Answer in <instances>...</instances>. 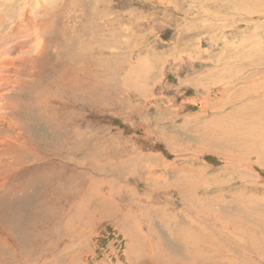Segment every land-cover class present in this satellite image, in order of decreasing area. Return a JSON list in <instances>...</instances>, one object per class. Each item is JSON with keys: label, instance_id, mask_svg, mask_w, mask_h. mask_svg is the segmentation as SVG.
Listing matches in <instances>:
<instances>
[{"label": "rangeland", "instance_id": "374dc122", "mask_svg": "<svg viewBox=\"0 0 264 264\" xmlns=\"http://www.w3.org/2000/svg\"><path fill=\"white\" fill-rule=\"evenodd\" d=\"M40 27L0 264H263L264 0H60Z\"/></svg>", "mask_w": 264, "mask_h": 264}, {"label": "bare ground", "instance_id": "6f19581e", "mask_svg": "<svg viewBox=\"0 0 264 264\" xmlns=\"http://www.w3.org/2000/svg\"><path fill=\"white\" fill-rule=\"evenodd\" d=\"M40 2H42V4H43L42 6H41ZM59 2H60V0H34V2L31 4L30 0H16L15 1V9H13L12 8L13 0H0V189H1L2 185H4L5 182L7 183L8 179H9L7 172L10 171L11 168L9 169V165L13 160L12 159L13 156L11 157L10 155H7V152H8V148H7L8 142L7 141L9 139L16 140L17 134L20 133V131H21L19 128L17 129L16 125H14L15 123L12 124V123H10L11 121H9L7 123V120H6V124H7L6 126L7 127L6 126L4 127L5 118L7 117L6 110H8L9 106L11 105L10 104V105H8V107H6L8 102H10L9 96H10L11 92H14V91H18L19 95H21L20 87L23 84V81L25 80V78H20V75L28 72L26 63L29 61H32L34 59V57H30V55L33 53H37L39 51V41L41 39V34L38 33V29L40 30V28H41L40 25L42 23H44V22L46 23V18L51 13V11H54V9L56 7H58ZM42 7L47 8L48 10L43 9L44 11H39ZM41 46H42V44H41ZM62 53H63V51H62ZM25 55L28 56V58H24ZM58 65L60 66V64H58ZM21 67H23V68H21ZM58 67H56V69L55 68H53V69L58 70ZM62 69H63V67H62ZM24 84L22 85L23 88L25 87ZM26 84H27V82H26ZM30 84H32V83H30ZM27 85L30 86L29 84H27ZM21 91H23V90H21ZM58 100H60V99H58ZM53 102H54V99H53ZM13 107H14V105H13ZM10 108H12V107L10 106ZM52 108H54V107H52ZM9 112H12V114L14 113L13 110H10ZM15 113H17V112H15ZM25 116H27V115H25ZM2 125H3L2 130H6L8 132H10V131L15 132L16 134L14 136H9L7 134L8 135L7 136L5 133V135L7 137L5 139L3 137V135H1V126ZM11 143L12 142H10V144ZM9 147L11 148V146H9ZM13 153H12V155H13ZM14 155L16 157L15 153H14ZM14 159L16 160V158H14ZM193 222H192V224H193ZM193 243H196V242H193ZM193 248H194V246H193ZM259 248L260 247L258 246V249ZM259 252L262 253L260 255L262 257V262L264 264V247L260 248Z\"/></svg>", "mask_w": 264, "mask_h": 264}]
</instances>
